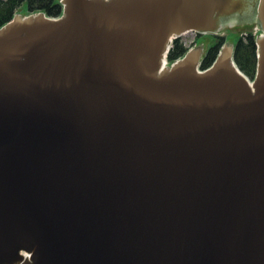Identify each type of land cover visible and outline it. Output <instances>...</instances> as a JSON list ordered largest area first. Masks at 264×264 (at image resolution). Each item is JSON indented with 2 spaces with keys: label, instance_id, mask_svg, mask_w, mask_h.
<instances>
[{
  "label": "water",
  "instance_id": "water-1",
  "mask_svg": "<svg viewBox=\"0 0 264 264\" xmlns=\"http://www.w3.org/2000/svg\"><path fill=\"white\" fill-rule=\"evenodd\" d=\"M246 5L63 0L0 28V264H264V35L252 87L233 46L159 72L171 35Z\"/></svg>",
  "mask_w": 264,
  "mask_h": 264
},
{
  "label": "trees",
  "instance_id": "trees-1",
  "mask_svg": "<svg viewBox=\"0 0 264 264\" xmlns=\"http://www.w3.org/2000/svg\"><path fill=\"white\" fill-rule=\"evenodd\" d=\"M27 1L29 10L32 12L43 11L51 16H58L62 12L60 0H0V27L10 21L18 7ZM221 42H218L209 49L202 61V68L210 66L215 60ZM186 51L183 42L175 39L169 52L170 60L181 56ZM234 58L241 70L250 76H254L257 68V45L252 34L246 38L241 37L236 45Z\"/></svg>",
  "mask_w": 264,
  "mask_h": 264
},
{
  "label": "rangeland",
  "instance_id": "rangeland-1",
  "mask_svg": "<svg viewBox=\"0 0 264 264\" xmlns=\"http://www.w3.org/2000/svg\"><path fill=\"white\" fill-rule=\"evenodd\" d=\"M17 13L19 14H22V15H27V14H30L32 13L31 10H29V6H28V2L25 1L23 2V4H21L18 9L16 10ZM38 11H35L34 13H37ZM229 27H224L221 31V34H225L226 35V39H227V42L228 43H231V44H235L238 39H239V36L240 34L239 33H244V32H247L248 29H245L246 27H243V28H239L238 25H233V22H229ZM255 25L256 24H253V30L255 28ZM195 32H189L188 34L186 35H183L182 37L187 41V42H191L193 40H195ZM198 37V39H197ZM196 39H197V43H195L193 46L197 47V48H200V46L203 48L204 50V53L207 52V50L211 47V45H213L215 42H216V37L211 34V33H204L202 35H198L196 36ZM196 41V40H195ZM199 46H198V45ZM228 46V44H226ZM230 45V44H229ZM192 46V45H190ZM204 56V55H203ZM248 75V74H246ZM249 77H251L250 75H248Z\"/></svg>",
  "mask_w": 264,
  "mask_h": 264
},
{
  "label": "flooded vegetation",
  "instance_id": "flooded-vegetation-1",
  "mask_svg": "<svg viewBox=\"0 0 264 264\" xmlns=\"http://www.w3.org/2000/svg\"><path fill=\"white\" fill-rule=\"evenodd\" d=\"M253 2L247 9H245L242 13H238L234 15L235 17V24L241 29L243 27H250L252 24L260 23V18L257 17V7L256 2L257 0H250Z\"/></svg>",
  "mask_w": 264,
  "mask_h": 264
}]
</instances>
